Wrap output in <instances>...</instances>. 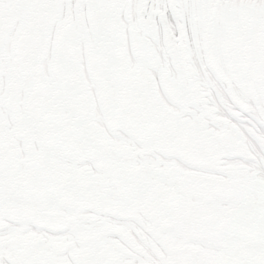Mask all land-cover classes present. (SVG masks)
Returning <instances> with one entry per match:
<instances>
[{
	"label": "snow or ice",
	"instance_id": "6c2138e0",
	"mask_svg": "<svg viewBox=\"0 0 264 264\" xmlns=\"http://www.w3.org/2000/svg\"><path fill=\"white\" fill-rule=\"evenodd\" d=\"M0 264H264V0H0Z\"/></svg>",
	"mask_w": 264,
	"mask_h": 264
}]
</instances>
